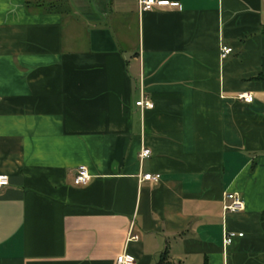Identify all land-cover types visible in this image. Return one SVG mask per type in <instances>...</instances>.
Segmentation results:
<instances>
[{"label":"crops","instance_id":"crops-1","mask_svg":"<svg viewBox=\"0 0 264 264\" xmlns=\"http://www.w3.org/2000/svg\"><path fill=\"white\" fill-rule=\"evenodd\" d=\"M168 1L0 0V264H264V0Z\"/></svg>","mask_w":264,"mask_h":264},{"label":"built area","instance_id":"built-area-1","mask_svg":"<svg viewBox=\"0 0 264 264\" xmlns=\"http://www.w3.org/2000/svg\"><path fill=\"white\" fill-rule=\"evenodd\" d=\"M138 12H144L147 10H151L155 7L161 6H176V3L169 2L168 0H136ZM231 48L226 45L219 46V57L220 59L224 58L227 54H229ZM243 102L249 103L252 100V95L250 93H241L239 96ZM136 106L139 107L140 110L151 108L152 102L141 93L138 100L134 102ZM149 149L147 147L141 146L138 151V159L141 160L149 156ZM159 179V174L157 173H143L140 175V180H145L149 182H157ZM89 180V174L85 166L80 165L74 169L72 182L74 185H82L87 183ZM7 184V176L4 174H0V188ZM227 197L230 198V202L228 204H223L222 209L226 212H234L243 209V201L237 192H232L231 194H227ZM234 235L232 232H224L222 237V245L225 246L230 243L231 237ZM237 236H240L241 233H237ZM135 238L134 234H127V240ZM116 264H133L134 258L132 255L122 252L115 258Z\"/></svg>","mask_w":264,"mask_h":264}]
</instances>
